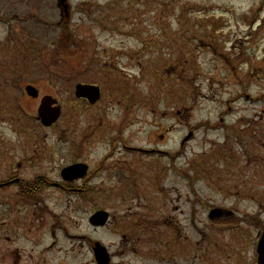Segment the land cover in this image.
Segmentation results:
<instances>
[{
	"label": "rangeland",
	"instance_id": "1",
	"mask_svg": "<svg viewBox=\"0 0 264 264\" xmlns=\"http://www.w3.org/2000/svg\"><path fill=\"white\" fill-rule=\"evenodd\" d=\"M38 8L39 18L20 22L17 33L0 23V172L1 157L10 163L36 150L41 173L57 180L64 156L50 153L57 142L81 143L85 130L97 131L86 144L92 154L82 158L102 164L105 183L98 176L91 187L131 191L126 197L114 191L110 200L89 194L88 211L78 212L76 195L45 188L43 205L65 213L71 234L95 235L117 249L120 238L89 223L94 207L104 203L99 207L110 213L130 215L132 234L117 251L129 253L115 260L194 264V224L204 230L207 208L224 205L234 214L217 226H246L250 239L244 249L236 245L237 255L214 256L212 263L255 264L251 236L264 223V0H24L21 11L28 16ZM11 39L26 46L7 45ZM78 83L102 86L104 100L87 106L75 97ZM28 85L38 89V99L27 95ZM45 97L61 109L52 129L36 120ZM15 112L28 125L23 134L6 126ZM101 119L102 127L119 124L128 145L167 154L125 152L116 143L109 156L108 139L97 137ZM42 207L36 216L46 223L51 219ZM237 215L255 224L240 223ZM66 243L90 259L83 240Z\"/></svg>",
	"mask_w": 264,
	"mask_h": 264
},
{
	"label": "flooded vegetation",
	"instance_id": "2",
	"mask_svg": "<svg viewBox=\"0 0 264 264\" xmlns=\"http://www.w3.org/2000/svg\"><path fill=\"white\" fill-rule=\"evenodd\" d=\"M22 8L24 9V0H0V23H2L3 25L11 26L12 29L10 31V34L17 33V28L19 27L18 24H20V22H22L23 24L25 20H35L40 16L38 12L39 8L36 9V11L30 12V15L28 16L24 15V13L21 11ZM28 29L30 33L32 29L29 27ZM25 31L26 30H24L23 28V35ZM15 42L16 41H13L12 39L10 41H6L7 45L16 44ZM25 44L26 43L23 41L21 42V44H16L15 46L17 49H20V47H25ZM1 45L2 44H0V48H2ZM3 45H5V43ZM18 45L19 48L17 47ZM20 50L22 51L23 49ZM1 62H3V60L0 59V63ZM1 73L2 71H0V75ZM14 76H16L17 78L18 72ZM16 78L14 79V81L16 80ZM16 82H19V80H17ZM2 83L3 82L0 81V85ZM100 92V98L95 103H91L89 99L85 97H81L79 98V100L86 102L87 106L89 107H95L104 100L105 93L102 86H100ZM31 98L38 99L39 96ZM12 118L13 121L11 120V122L6 125L12 129L11 132L16 135L25 133L24 128H26L28 125H25V122H23V117L18 112H15L12 114ZM61 118L62 114H60L58 120L50 126L44 125L40 121L39 117H37L36 120L40 123L41 129H52L58 124ZM107 122L109 124L102 127L104 124L103 119H101L102 125L99 126V130L101 128L104 129H101L102 135H99L97 137L108 139L109 145L111 147L109 156L112 154V149L116 147V143H120V145L123 146L122 150H125V152L127 149V151L141 152L144 154H167L166 150L164 151L159 148H137L128 145L127 142L124 141V136L122 134L123 131L122 129H120V125L114 124L115 122L106 121V123ZM96 133L97 131L93 134H90L89 130H85V139H83L81 143L75 144L73 140L71 141V139H69L68 145H65L64 147H61V142H57V148L54 147V149L50 152H59L60 154H64L62 159H60L61 162H59V166L57 169V180H50L49 177L45 175V173L50 175V173L48 172L41 173V156H37L35 154L36 150L35 152L32 151V154L27 156V158H25L24 160L16 159L10 163L5 161L4 157H1L2 171L0 172V264H125V262L121 259H115L120 256L122 257V254L129 253L128 249L125 250L126 253H124V251L123 253H118L117 251L120 250L121 247H124L125 241L128 240L127 237L132 234V232L129 233L130 215L125 214V211H122L124 214L110 213L107 208L99 207L104 206V203H101L100 205L94 207L93 213H96L98 211L108 212L109 220L105 225H93L92 227L94 229L108 228L110 232H113L114 235L120 238L117 249L112 250V246L106 247L108 258L105 257L103 258V260H101L97 256V246L98 244H102L101 241L99 239H96L95 235L71 234L69 228L70 223L66 220L65 213L62 212L60 214H57L56 210L53 207L51 209H48V207L43 205L44 199L41 196L45 188H57L59 192L64 196L66 194H74L79 198V201L74 205L75 211L87 212L89 203L88 199L85 197L89 194H105L103 196H107L106 198L110 200L112 197H108V195H115L113 194L114 191H119V195L123 197H126L128 193H130L131 189L127 186L122 188L112 186V188L108 189L102 187H91V184L96 183V179L98 176L100 177L99 182L105 181L101 178V170L103 169L102 164L94 167L90 162H88L87 159L85 160L82 158H89L92 154L91 149L89 150L86 144L87 141L89 142L91 137H95ZM160 137L161 139H163V134H161ZM192 137L193 134L191 132L190 138L183 139V141L181 142V148L184 147L185 143L188 140L192 139ZM180 153L181 151L176 154L177 156H174V159H178V155ZM84 154L86 156H84ZM65 161L67 162L65 163ZM35 167H37V169H35ZM68 168H72V172L69 173V176L66 178L63 173L64 170H67ZM26 170H28L27 173ZM31 170L34 172L29 173V171ZM112 174H119V172L116 171ZM73 177L75 178L69 179ZM109 178L112 179L115 178V176H110ZM59 205L62 204L60 203ZM124 205L126 204H121L120 206L122 207ZM40 206H43V210L47 211L45 214H49V217L51 219L46 223L41 222L36 216V210ZM130 206L131 204L127 205V208ZM28 211L31 212V214L26 215ZM233 214L234 213L232 211H228L226 208H224V205H210L207 208V221L205 223L204 230H201L199 225L194 224L195 241L193 240L190 243V247L192 248L193 252H195L196 259H198V262L194 264H201L200 259H205L207 261L206 264H213L212 262L214 260V256L219 255L223 257L224 255V258H232L234 255H237V253L234 252L236 245H240V249L245 248V246L243 245V241L247 239L245 240V242H247L250 239V234L247 232L248 228L246 226L239 227L235 226L234 224H227L223 227L217 226L218 224L223 223L222 221L229 222L228 216ZM237 217L238 220H240V223L244 222L246 225L250 224L251 222H255L254 218L246 217L245 219L244 217H239V215H237ZM219 236L223 237L224 240H220ZM68 238H70L71 240H83L85 243H87L88 252H90V259L86 260L85 257L87 253L83 251L80 246L68 248L66 245ZM161 238L162 240L159 245L163 243L164 236H161ZM218 241L221 244H219ZM262 241H264V223L257 229L256 233L251 236V246L253 248L255 264H264L259 261L260 250L264 247V244L260 246ZM170 243H172L175 246L176 250L178 249L180 253H184V249H182L181 252V248L177 241L174 240ZM216 247H218L219 249L218 254H215L216 252L214 251ZM232 253L233 255L231 256ZM179 256L180 259H182L183 255L179 254ZM165 260L168 261V259L166 258ZM154 261L155 264L163 263L159 259H155ZM240 264H242V262Z\"/></svg>",
	"mask_w": 264,
	"mask_h": 264
},
{
	"label": "water",
	"instance_id": "3",
	"mask_svg": "<svg viewBox=\"0 0 264 264\" xmlns=\"http://www.w3.org/2000/svg\"><path fill=\"white\" fill-rule=\"evenodd\" d=\"M62 2H64V0H62ZM28 94L33 96V97H37L38 96V91L32 87V86H28L27 88ZM100 89L98 87L95 86H90V85H78L76 88V96L81 98V97H85L88 98L89 101L91 103H95L96 101L99 100L100 98ZM53 101L50 97H46L43 102L42 105L40 107V119L41 122L44 125L50 126L53 123H55L61 113L60 108L55 107L52 108ZM74 168V167H72ZM72 168H68L67 170H64V176L67 178L69 176V173L72 172ZM73 178H69V179H74ZM108 220V214L105 212H97L96 214H94L91 217V223L94 225H104ZM264 244V241L261 242L260 246H262ZM97 256L98 258H100L101 260H103V258H108V254L106 252V249L100 245L97 246ZM259 261L261 263H264V247L260 250V256H259Z\"/></svg>",
	"mask_w": 264,
	"mask_h": 264
}]
</instances>
